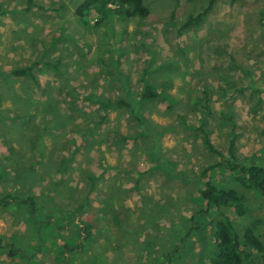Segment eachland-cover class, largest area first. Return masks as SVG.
I'll list each match as a JSON object with an SVG mask.
<instances>
[{"label": "rangeland", "instance_id": "rangeland-1", "mask_svg": "<svg viewBox=\"0 0 264 264\" xmlns=\"http://www.w3.org/2000/svg\"><path fill=\"white\" fill-rule=\"evenodd\" d=\"M83 1L0 0V197L32 196L54 220L81 204L80 220L105 233L92 250H105L107 264H156L171 225L199 208L202 169L222 161L202 143L203 121L225 159L234 141L239 161L264 164V0H217L198 28L181 31L210 0H144L146 18L106 15L99 26L75 16ZM56 60V70L40 64ZM35 62L34 80L8 75ZM142 78L156 90L150 101L139 99ZM118 99L132 112L95 102ZM217 181L241 191L225 173ZM247 201L246 217L226 214L238 229L259 217L264 242V203ZM25 211L0 206V240L32 250ZM66 238L47 237L30 263L59 264ZM199 247L183 264H204Z\"/></svg>", "mask_w": 264, "mask_h": 264}, {"label": "trees", "instance_id": "trees-1", "mask_svg": "<svg viewBox=\"0 0 264 264\" xmlns=\"http://www.w3.org/2000/svg\"><path fill=\"white\" fill-rule=\"evenodd\" d=\"M216 1L210 0L207 7L197 15H189L187 20L180 24L179 30L191 27L198 28ZM32 3L33 0H27V8ZM106 15H116L122 19L146 18L149 15V9L145 6L144 0H84L75 10L77 18L84 22L95 19L96 26L105 20ZM40 64L56 70L59 61L49 63L40 61ZM38 65L35 62L30 66L14 68L8 75L34 80L33 71ZM138 95L140 100L150 101L156 97V90L143 79L142 92ZM97 101L99 107L104 111L116 107L129 109L132 112L131 105L124 99L103 102L96 100L95 102ZM105 117L106 114L100 116L96 123H102ZM136 120L139 124L144 125L142 116ZM203 127L204 121L198 128L203 137V145L209 152L220 156L222 161H216L202 169L200 182L195 191L196 201L199 205L198 210L192 213L189 219L179 220L176 224L171 225L170 240L166 242L167 246L159 254L160 257L157 256L154 261L156 264H183L185 255L189 253V247L192 249L200 246L196 258L204 259V264H259V260L264 259V242L259 233L261 219L259 217L245 218L241 229H238L226 211H231L238 217H246L250 212L247 195H255L259 202L264 203V164L258 166L257 163L239 161L233 152L234 141L230 143L228 148L229 159H225L213 147L209 141L208 133ZM150 157L152 164L158 167L155 157ZM224 173L241 191L217 181L219 175ZM88 177L91 184L98 179L95 176ZM35 204L32 196L20 197L6 194L0 197V206L5 208L15 206L20 209L22 206L26 207V219L35 229L32 230L33 242L35 241L32 250L22 248L17 242L8 238L4 242L0 240V255L6 250L8 258H17L25 263H33V257L47 249L43 244L47 237L68 233L69 239L66 238L61 241L56 250L58 253L55 259L59 264H107L108 259L104 257L105 250L102 251L101 255L92 250L93 247L101 245L99 238L105 236V233L94 230L92 223L80 220L81 204L58 214L56 220L52 214L40 213ZM69 226H73L75 230H64L65 227ZM148 246L145 245V248ZM116 249L117 247H114V250Z\"/></svg>", "mask_w": 264, "mask_h": 264}]
</instances>
